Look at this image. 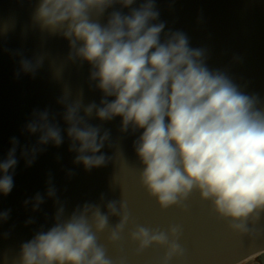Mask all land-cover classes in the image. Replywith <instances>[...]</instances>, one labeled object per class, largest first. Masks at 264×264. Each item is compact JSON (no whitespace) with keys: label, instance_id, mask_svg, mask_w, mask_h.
<instances>
[{"label":"clouds","instance_id":"clouds-1","mask_svg":"<svg viewBox=\"0 0 264 264\" xmlns=\"http://www.w3.org/2000/svg\"><path fill=\"white\" fill-rule=\"evenodd\" d=\"M136 4L38 0L34 23L68 40V59L90 65V82L102 99L99 105L85 106L79 100L69 102L67 94L61 97L63 129L49 110H34L24 132L38 139L22 147L12 138L7 157L0 160V195L13 190L18 148L26 167H31L47 146L60 147L65 133L76 165L86 171L105 166L108 158L102 150L111 146V134L88 118L95 115L108 122L119 117L121 133H140L134 149L142 165L141 184L162 209L181 206L196 191L234 232L251 235L249 223L264 215L262 102L242 92L225 73L210 71L205 49L190 47L183 32L165 33L155 0L133 7ZM117 5L121 10L111 11L105 24L98 22ZM42 64L43 57L21 58L20 71L35 77ZM47 197H56L51 178ZM43 203L44 196L37 193L25 206L38 211ZM106 208L105 213L85 204L65 219L60 207L51 228L20 246L16 264H112L97 234L108 229L110 241L118 242L130 215L123 202H109ZM9 216V211L0 212V222ZM110 217L119 222L109 229ZM179 236L178 227L165 232L137 226L130 233L141 251L152 245L166 247L163 264L183 255Z\"/></svg>","mask_w":264,"mask_h":264},{"label":"water","instance_id":"water-1","mask_svg":"<svg viewBox=\"0 0 264 264\" xmlns=\"http://www.w3.org/2000/svg\"><path fill=\"white\" fill-rule=\"evenodd\" d=\"M37 2L0 0V160L7 157L13 137L22 147L35 144L38 137L24 132L34 110H49L63 129L61 97L67 94L69 102L79 100L85 106L99 105L102 99L90 82V65L68 59V40L34 23ZM142 2L137 0L133 7ZM155 3L165 33L183 32L190 47L205 49L210 71L225 73L242 92L259 97V107H264V0ZM113 10L121 9L119 5L109 9L98 22L105 24ZM122 11L128 14L129 10ZM37 57H43V64L35 77L20 71L21 58ZM88 122L111 134V146L106 144L102 150L107 163L101 168L86 171L83 165H76L66 133L60 147L47 146L31 167H26L17 149L13 190L0 195V212H10L9 219L0 222V264H16L20 246L37 232L51 228L60 207L66 219L85 204L97 205L106 213L112 201L125 203L130 215L118 242L110 241L108 229L97 234V242L112 264H163L166 247L152 245L141 251L131 240L130 233L137 226L165 232L171 227L180 229L178 243L183 255L173 257L171 264H237L257 254L256 261L247 264H264V215L249 223L252 234L248 235L234 232L230 222L196 191L181 206L162 209L141 184L142 165L134 149L140 133H121L119 117L101 122L93 115ZM50 178L56 188L55 199L47 197ZM37 193L44 196V203L33 211L25 201ZM118 222V217H110L109 229Z\"/></svg>","mask_w":264,"mask_h":264},{"label":"bare ground","instance_id":"bare-ground-1","mask_svg":"<svg viewBox=\"0 0 264 264\" xmlns=\"http://www.w3.org/2000/svg\"><path fill=\"white\" fill-rule=\"evenodd\" d=\"M254 257L253 256H251V257H249V260H252ZM238 264V263H237Z\"/></svg>","mask_w":264,"mask_h":264}]
</instances>
